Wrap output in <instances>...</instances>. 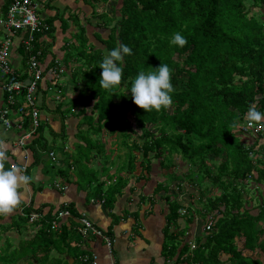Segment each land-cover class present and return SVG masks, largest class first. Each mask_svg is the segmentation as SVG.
Listing matches in <instances>:
<instances>
[{"label": "trees", "instance_id": "1", "mask_svg": "<svg viewBox=\"0 0 264 264\" xmlns=\"http://www.w3.org/2000/svg\"><path fill=\"white\" fill-rule=\"evenodd\" d=\"M12 1L0 3V18L6 17ZM54 1L37 0L42 24L32 34L30 50L22 42L29 32L9 34L0 30L5 34L3 38L9 34L13 41L18 39L14 52L21 53V66L16 67L11 55L9 61L23 84L33 78L32 54L42 70L34 104L27 101L25 89L12 91L15 104L9 106L16 111L11 114L14 122H22L18 130L35 128L27 144L32 162L22 172L31 175L33 167L49 159L47 165L55 170L56 178L67 180H61L60 186L80 183L88 188L95 184L93 196L111 211L124 188H136L130 186V180L138 167L141 172L136 181L151 171L152 157L160 158L162 169L171 171L164 174V180L156 181L149 202L153 204L161 196L166 202V210L162 209V254L166 260L173 264H264L260 258L244 255L239 247L264 250V194L259 193V202L248 206L254 198L248 193L249 185L259 190V184L264 185V121L250 126L245 118L252 104L264 112V16L256 11L264 8V0H120L119 4L118 0H73L63 8L56 7ZM89 22L95 27L91 36L86 28ZM175 32L187 38L183 47L170 45ZM60 35L62 44L57 46ZM120 43L131 47L132 55L122 61L120 94L111 95L99 85L102 69L98 63L107 50ZM55 44L62 56L52 49ZM161 63L171 69L172 103L160 111L147 112L133 102L130 90L123 93L139 70H151ZM52 73L58 77L53 78ZM66 75L76 92L71 98L59 82ZM1 81L0 77V85ZM2 91L0 110L9 97L7 90ZM75 106H79L76 111ZM34 107L40 116L47 115L45 119L40 117L36 127L31 118ZM75 120L78 122L73 131ZM54 121L60 123L58 132L50 125ZM256 126L260 129L255 130ZM47 127L52 136H68L72 146H82L80 154L70 155L63 145V155L58 157L55 138L51 140L45 134ZM78 132L81 135L76 140ZM103 132L115 138L112 150L125 149L122 155L117 154L121 160L114 172L110 170L115 159L105 154L106 141L99 139ZM51 151L53 156L49 155ZM137 153L142 154L140 160ZM176 156L187 163L183 174L175 171ZM97 158L99 167H94ZM5 167H12L9 159ZM185 183L197 188L194 194L186 195L187 203L176 197L178 193L174 195L177 191L170 193L171 187L184 191ZM147 197L143 194L141 201ZM31 202L17 215V221L4 222V216H0V264H63L51 256L53 251H67L81 264H90L83 257L93 259V254L84 246L98 237L82 234L78 219L81 212L76 205L69 203L67 209L72 214L63 221L59 218L55 228L54 220L63 205L55 211L53 206L45 210V205L36 207ZM181 208L184 214L179 212ZM32 212L39 217L30 223ZM134 215L139 216V212ZM195 219L202 229L198 237L191 239L188 230ZM20 223L31 225L33 234L15 244L6 234L15 228L21 234ZM133 229L138 232L142 228ZM106 232L113 235L110 229ZM71 242L77 244L72 246Z\"/></svg>", "mask_w": 264, "mask_h": 264}, {"label": "crops", "instance_id": "2", "mask_svg": "<svg viewBox=\"0 0 264 264\" xmlns=\"http://www.w3.org/2000/svg\"><path fill=\"white\" fill-rule=\"evenodd\" d=\"M72 1L73 0H55L53 4L56 7L63 8L67 3ZM2 2L3 0H0V3ZM75 6L76 5H73V7ZM57 23L59 24V22ZM1 28L2 27L0 26V30ZM0 34L1 37L5 35L2 31H0ZM59 34H61L60 31ZM60 37L61 35L57 36V46L62 44ZM2 39L3 38H1L0 41ZM17 40L13 41L14 47L11 50V56L16 67H20L22 55L18 50L14 52L16 43H18ZM57 46L55 44L52 49H54L56 54H60V56H62L63 53L59 51ZM50 76L53 77V73ZM2 92L3 91L0 88V106L3 104ZM46 116V114L42 113V116L40 117L41 119H45ZM53 123H56V121ZM51 124L52 123L50 122V125ZM52 126L54 125L52 124ZM23 132L25 131L18 129L6 130L2 125L0 127V147L6 151L9 161L12 163V167H20L19 169L21 172V164H24L26 161L28 162V165L31 164L33 157L32 151L27 145L22 147L17 144V141ZM44 157L46 159L48 158L47 156ZM42 167H40L39 164L31 169L30 176L33 177L31 180L33 185L27 183L20 186V204L11 214L4 216V222L15 220V216L23 213L22 210L26 206L25 204L32 203L31 201L34 202L33 204L36 207L45 205V210H48L50 206H53L55 211L61 205L73 202L80 212L85 213L87 217L90 218L95 225L104 232V234L109 235L106 232V229H110L113 233L112 236L109 235V237L113 240L111 246H108L106 240L102 237H98L94 241H88L90 243L85 244L84 247L92 251L93 255L97 256L96 264H173L172 260H166L162 254V245L165 241V225H163V222L161 221L163 219L162 208L163 204L166 203L165 200L157 199V201L153 204L151 201L149 202V200L153 199L141 201V196L143 194L139 195L138 199L135 200L137 197L133 196L132 192L134 191H131L130 188H124L123 193L118 196L114 208L109 211L101 199L96 198L95 196L88 198L85 192L86 188L79 189V186L72 184H68V186H60L61 184H58L60 180L47 181ZM44 183L47 184V187L40 186V184ZM112 183L113 181L111 183H106L105 186L107 187L108 184ZM38 186L40 188L38 190H34V187ZM154 189L155 186H153L150 194H146L144 196L151 195ZM136 211L139 212V216L134 215V212ZM112 213L114 215H112ZM115 216L118 217V221L115 220ZM64 217L66 216L61 217L59 221H63ZM259 224L263 225V222H260ZM21 225L23 226V229L19 226V228L23 231L21 234H19L18 228H15L14 231L10 230L6 234L9 237H17L14 242L15 244L18 243L19 239L30 237L33 234L31 225ZM134 227H140L142 229L137 232L133 229ZM193 227L194 226L191 224L190 229L188 230V233L192 236L191 239L198 237L199 234L198 230L195 235L193 234ZM242 243L244 244V241H242L240 245H242ZM74 244L77 243L71 242L72 246ZM239 247L243 249L242 252L244 255H248L251 258H260L264 261V250L256 247L253 249L245 248L244 245ZM51 256L61 259L63 264H81V262L72 258L67 251L63 253L53 251ZM19 263H21V261ZM25 263L29 264L28 262ZM33 264H36V262H33ZM223 264H228V262Z\"/></svg>", "mask_w": 264, "mask_h": 264}, {"label": "clouds", "instance_id": "3", "mask_svg": "<svg viewBox=\"0 0 264 264\" xmlns=\"http://www.w3.org/2000/svg\"><path fill=\"white\" fill-rule=\"evenodd\" d=\"M170 45L183 47L187 38L181 32H175L169 41ZM132 55V48L120 43L107 50L103 59L98 63L102 72L99 76V85L113 95L120 94L119 86L123 74L122 61ZM130 90L133 102L140 108L151 112L167 108L172 103L174 86L171 82V69L168 64L161 63L151 70H139L131 81V85L124 91ZM245 118L249 124L264 121V112L258 110L256 104L249 106ZM9 159L6 151L0 147V216L11 214L20 204L19 188L29 183L33 177L23 174L18 167H5Z\"/></svg>", "mask_w": 264, "mask_h": 264}, {"label": "built area", "instance_id": "4", "mask_svg": "<svg viewBox=\"0 0 264 264\" xmlns=\"http://www.w3.org/2000/svg\"><path fill=\"white\" fill-rule=\"evenodd\" d=\"M39 7V3L37 0H13L12 3L9 5V8L7 10V15L5 18H0V26L3 28V30L7 33H20L23 32H29L27 39H24L22 42L26 45V48L29 50L31 49V41L33 39V32L38 30L41 26V20L37 14V9ZM6 36L0 41V77L2 79L0 88L3 90H7L9 93V97L6 101L5 107H3L0 110V122L3 124V126L7 130H11L14 127H17V129L22 128V122L18 120V123L16 124V121L14 122L13 115L16 114V111L11 110L9 107L10 105L15 104V99L13 98V95L15 93L22 92L26 89V99L30 104H34L36 101L35 92L37 89L38 81H40L42 77V70L38 66V61L36 60V56L34 54L30 57V74H33V78L30 77V83L29 84H23L19 79V74L14 71L12 66L10 65L9 56L11 55V48H13V39L11 36ZM58 62V61H56ZM63 72V69L61 68V71ZM58 77L56 74H53V78ZM55 80V79H54ZM13 91V92H12ZM13 114V115H11ZM34 126L39 125L40 121V112L37 110L36 107L32 110V117ZM251 126V124H249ZM255 130L260 129V127H254ZM35 128L32 130L29 129L21 134L19 137L17 144L19 146L25 147L30 139L34 136ZM50 156L54 155V152L51 151ZM28 166V162L26 161L24 164H21L22 171L26 169ZM30 203L26 204V207L29 206ZM69 203L63 204V209L59 210L58 215H56V219L54 220L53 227L58 226V219L63 216H69L71 215V211L67 209V206ZM181 214L185 213V209L181 208L179 210ZM39 217V214L36 212H32L29 215V221L33 222L35 219ZM79 222L81 224L80 230L83 235L87 234H95L97 237H102L106 240L107 245H112V238L109 237V235L104 234V232L98 228L95 223L87 217L85 213H81V216L78 217ZM211 224V222H210ZM194 247V245H193ZM96 255H93V259H90V257H83L84 261H88L90 264H96Z\"/></svg>", "mask_w": 264, "mask_h": 264}, {"label": "rangeland", "instance_id": "5", "mask_svg": "<svg viewBox=\"0 0 264 264\" xmlns=\"http://www.w3.org/2000/svg\"><path fill=\"white\" fill-rule=\"evenodd\" d=\"M120 3V0H118V4ZM102 9L104 8V9H106V7H101ZM253 11H255V10H253ZM257 12H260V14H262L263 16H264V8H261V9H258V10H256ZM86 22V19H83L82 20V23H85ZM86 28L88 29V33L90 34V36H91V34H92V32L94 31V28L95 27H93V26H90V22H89V25H87L86 26ZM1 38H3V36L1 37V34H0V39ZM93 40H95L94 38H93ZM95 42L97 43V41L95 40ZM11 50H12V48H11ZM10 50V51H11ZM68 76L66 75V77L63 79V78H60V84L62 85V88L64 89V90H67L68 91V94H67V96L69 97V98H71L72 96H74V95H76V92L74 91V90H72L71 89V87H70V83L68 82ZM52 97H54V94H52ZM54 98H57V97H54ZM79 108V106H75L74 107V110L76 111L77 109ZM20 117V116H19ZM81 118H79L78 120H80ZM78 120H77V122H78ZM77 122H76V120H75V122H74V124L72 125V129H73V131H75L76 130V125H77ZM54 126H52V124H51V126L54 128V131L55 132H58L59 130H60V123L58 122V121H56V123H53V122H51ZM1 124V123H0ZM2 125V124H1ZM1 125H0V127H1ZM84 127H86V125H84ZM29 130V129H28ZM71 131V130H70ZM68 133V132H67ZM45 134H46V136H48L51 140L53 139V138H55L54 139V149L56 150V153H57V156L59 157L60 155H63V149H62V146L63 145H65V147H66V149H67V151L66 152H69V154L70 155H79L80 154V150H82L83 149V147L82 146H78V145H76L77 143H74L73 144V146L71 145V143H70V139H69V137L67 136V138H62V137H60V136H58V135H55V136H52V134H50L49 133V128L47 127L46 128V132H45ZM108 133H106V132H103L102 133V135H100V139L102 140V141H106V152H105V154L107 153V155H108V157L110 158V160L111 159H115V165L113 166V169H111L110 171L111 172H114L115 171V169H116V167H117V165H118V162H120V160H121V157H120V155H122L124 152H125V149H123L122 148V150H112V146H113V142L115 141V138L114 137H112V136H110V135H107ZM80 135H81V133L80 132H78V134H77V137H76V140H78V138L80 137ZM61 139H63L64 141H65V143L63 144V140H62V142H61ZM80 141V140H79ZM69 150V151H68ZM92 153H98L96 150H92ZM117 154H120L119 156H117ZM138 154V159L140 160L141 158H142V154L141 153H137ZM47 155V154H46ZM151 156H153V153H151L150 154ZM99 156H100V158H101V155L99 154ZM102 158L104 159V157L102 156ZM99 159L97 158V160H95L96 161V163H94V165L92 164V166H94V167H99L98 166V161ZM101 160V159H100ZM160 158H156V157H152V169H151V171L150 172H146L145 173V178H143L142 180H140V181H136L135 180V177H136V175H138V174H140V172H141V168L140 167H138V169H137V172H136V175H133L132 177H131V180H130V182H131V185H134L135 186V184H136V188H135V190H134V192H132V194H133V196H136L137 198H135V200H137L138 199V197H139V195H142V194H144V195H146V194H150L151 193V190H152V188H153V186H155L156 184V181L157 180H164L165 179V175L164 174H168L170 171H171V169L170 168H163L162 169V167H161V163H160ZM175 162L177 163V166H176V172H178L179 174H183L185 171H186V169H187V163L186 162H184L179 156H176L175 157ZM41 163H43V165L41 164ZM40 163V167H42L43 168V171H44V174L46 175V178H47V181H58V180H62V182H66L67 180H64V179H66V178H64V177H59V178H56V173H55V170L54 169H50V167L47 165V164H49L50 162H49V159L48 160H43L42 162ZM45 165V166H44ZM63 168H65V165L63 166ZM73 176L71 175V174H69L68 175V178H72ZM102 178H105V176H103ZM112 181H114V180H112ZM172 183H174L173 181H172ZM52 185V184H51ZM76 185H78V186H80L79 187V189H82V188H85V187H87V186H83V185H81L80 183L79 184H76ZM111 184H108V186L106 187V186H104V189H107V188H109V186H110ZM40 186H46L47 187V184H40ZM184 186H187V188L186 189H184V191H178V190H176L174 187H171V191H170V193H173V191H177V192H175L174 193V195H176L177 193V195H179V196H176L179 200H181V201H184V203H187L188 202V200L186 199V195L187 194H194L195 192H196V190H197V188H196V186H192V185H190V184H188V183H185L184 184ZM255 186V185H254ZM256 187V186H255ZM257 187H258V185H257ZM256 187V188H257ZM249 194L250 195H254V198H253V200L250 202V204H248V206H252V205H255L254 204V202H259V193H263L264 194V185L263 184H259V188H262V190H263V192H262V190H259L258 188L257 189H255V188H253V185H249ZM96 191V187H95V184H91L90 185V187H88V188H86V195H87V197L89 198V197H92L93 196V194H94V192ZM160 191H165V190H162V189H160ZM260 191V192H259ZM162 192H159V193H156L155 194V197L156 198H158V197H160L159 195L161 194ZM262 196V195H261ZM150 199V197L148 196L147 197V201ZM161 199L162 200H164L163 198H162V196H161ZM132 203H135V202H132ZM163 211L164 210H166V203H164L163 204ZM163 214H165V213H163ZM163 218V217H162ZM18 220V217L17 216H15V221H17ZM165 220H163L162 219V221L161 222H164ZM20 226H21V228L23 229V226L21 225V223H20ZM193 234L195 235L196 234V232H197V230H198V232L200 233L201 232V227H202V224H199V221H197L196 219H195V224L193 223ZM16 236L15 237H11V241L14 243L15 242V240H16ZM2 245V244H1ZM13 264H18V262H14ZM19 264H26L25 263V261H21V263H19Z\"/></svg>", "mask_w": 264, "mask_h": 264}, {"label": "water", "instance_id": "6", "mask_svg": "<svg viewBox=\"0 0 264 264\" xmlns=\"http://www.w3.org/2000/svg\"><path fill=\"white\" fill-rule=\"evenodd\" d=\"M30 83V80L28 79V80H26V83L25 84H29Z\"/></svg>", "mask_w": 264, "mask_h": 264}]
</instances>
